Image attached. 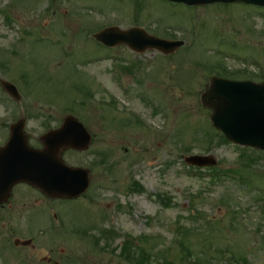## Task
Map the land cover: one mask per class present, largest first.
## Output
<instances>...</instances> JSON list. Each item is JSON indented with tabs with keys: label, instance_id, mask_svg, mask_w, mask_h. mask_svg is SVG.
I'll return each mask as SVG.
<instances>
[{
	"label": "rangeland",
	"instance_id": "obj_1",
	"mask_svg": "<svg viewBox=\"0 0 264 264\" xmlns=\"http://www.w3.org/2000/svg\"><path fill=\"white\" fill-rule=\"evenodd\" d=\"M111 26L186 44L167 56L107 50L93 36ZM120 62L133 70L123 86L113 79L121 74L111 73ZM227 70L235 71L232 79H264V9L0 0V81L21 95L16 102L0 85V147L22 117L35 145L71 109L93 137L88 151L67 156L91 170V186L76 202L48 201L28 186L15 190L0 211V264H264V152L222 142L200 100L211 78ZM113 99L115 106L102 104ZM189 155H213L218 168L246 178L212 180L207 169L186 165ZM50 208L62 214L59 233L51 230ZM17 240L34 247H17Z\"/></svg>",
	"mask_w": 264,
	"mask_h": 264
},
{
	"label": "water",
	"instance_id": "obj_2",
	"mask_svg": "<svg viewBox=\"0 0 264 264\" xmlns=\"http://www.w3.org/2000/svg\"><path fill=\"white\" fill-rule=\"evenodd\" d=\"M174 2H182L188 5H205L211 3H247L255 5H263L264 0H170ZM115 30H107L103 33L96 36L98 41L109 44L111 37H114ZM139 30H130L125 33L118 34L117 40L120 44H128L132 48L139 49L141 47V40L138 35ZM154 44H161L153 46V43H150L151 47H158L166 50L165 52H173L177 49L181 43L170 44L151 39ZM145 48V47H144ZM144 50V49H139ZM3 86L5 89L15 96L18 99V93L16 88L8 83H4ZM202 103L209 107L212 110L211 121L215 128L219 129L225 137L238 145L253 147L259 150L264 151V84H254L251 82H232L220 79H213L211 81L209 89L202 95ZM19 125L14 127V129H19ZM13 129V130H14ZM56 135L52 139H57L61 133L55 132ZM86 140L89 141L87 136ZM15 143L12 142L11 146ZM57 145L51 148H48L46 153L53 159L49 162L48 165L41 167L35 166L34 169L38 174H41L43 168H49L51 170L58 171L59 169V160L57 158L58 149L63 145L62 142H57ZM87 145V144H85ZM186 162L190 165H195L199 167L203 166H214L216 161L213 157H189L186 159ZM27 164H16L9 169L7 176L13 178L10 182L3 185V198L0 202L5 201L9 197L12 186L17 183L18 180L25 179V172L27 170ZM3 170L8 169L2 167ZM36 173V175H38ZM84 176L87 178V173L84 172ZM4 175V173H3ZM1 180L0 183L5 182ZM2 178V179H3ZM22 178V179H20ZM88 181V180H87ZM79 188L76 189V196L80 195L87 187L86 183H79ZM45 192L49 194H58V191L55 189Z\"/></svg>",
	"mask_w": 264,
	"mask_h": 264
},
{
	"label": "flooded vegetation",
	"instance_id": "obj_3",
	"mask_svg": "<svg viewBox=\"0 0 264 264\" xmlns=\"http://www.w3.org/2000/svg\"><path fill=\"white\" fill-rule=\"evenodd\" d=\"M62 125V124H61ZM35 142H38L39 143V145H36L35 147L36 148H42L43 146L41 145V139L40 138H38L37 140H35ZM37 143V144H38ZM76 153V151L75 150H72V149H69V148H67V149H65V150H63L62 151V153H61V157H62V159L64 160V162H66V163H68L67 162V156H69V154L70 155H73V154H75ZM69 164V163H68ZM70 165V164H69ZM73 167H76V166H73ZM19 186H22V185H19ZM19 186H17V187H19ZM16 187V188H17ZM15 188V189H16ZM14 189V190H15ZM46 199H48V200H55V199H52V198H46ZM6 205H10V204H6ZM6 205H3V206H1L0 207V210H3V209H5V207H6ZM68 226H70V225H68ZM51 259H52V257H50L48 260H47V263H50L51 262Z\"/></svg>",
	"mask_w": 264,
	"mask_h": 264
}]
</instances>
